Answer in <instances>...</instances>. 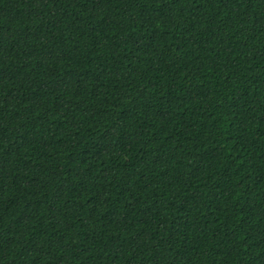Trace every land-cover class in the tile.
Segmentation results:
<instances>
[{"label": "trees", "instance_id": "1", "mask_svg": "<svg viewBox=\"0 0 264 264\" xmlns=\"http://www.w3.org/2000/svg\"><path fill=\"white\" fill-rule=\"evenodd\" d=\"M0 264H264V0H0Z\"/></svg>", "mask_w": 264, "mask_h": 264}]
</instances>
